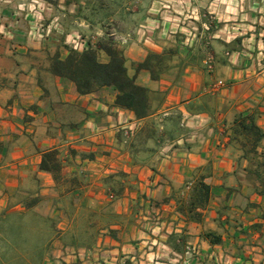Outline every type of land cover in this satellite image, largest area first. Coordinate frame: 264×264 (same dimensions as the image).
Listing matches in <instances>:
<instances>
[{"label": "crops", "instance_id": "0c3cea01", "mask_svg": "<svg viewBox=\"0 0 264 264\" xmlns=\"http://www.w3.org/2000/svg\"><path fill=\"white\" fill-rule=\"evenodd\" d=\"M137 2L109 18L124 23L112 35L128 74L157 96L142 117L113 87L80 94L49 70L72 27L104 21V0H0V215L53 219L43 264H264V195L234 121L264 132V0ZM148 53L165 56L158 79L136 71ZM47 151L57 166L44 170ZM200 180L203 207L189 204Z\"/></svg>", "mask_w": 264, "mask_h": 264}, {"label": "trees", "instance_id": "16d2710c", "mask_svg": "<svg viewBox=\"0 0 264 264\" xmlns=\"http://www.w3.org/2000/svg\"><path fill=\"white\" fill-rule=\"evenodd\" d=\"M65 48L67 54L64 57H60L57 51L51 55L49 70L54 75L72 81L80 94L89 93L102 86H111L117 92L115 103L118 106L131 110L137 117L145 116L152 110V101L157 96L152 98L149 89L136 83L135 76L128 74L123 52L111 35L99 39L94 45L88 42L87 46L81 50L67 46ZM100 52L106 55V60L101 59ZM164 59L163 54L148 53L145 59L136 65V71L146 69L152 79H158L164 72ZM247 116L239 115L234 121L237 122L241 133L245 135L241 141L243 146L242 157L252 159L253 167L245 168V171L256 180L255 192L264 195V151L257 150L258 142L264 137V132L255 125L252 117ZM54 154V151L43 153L40 162L41 169L49 170L51 167L57 166L54 162ZM209 194V185L200 180L192 190L189 204L203 207ZM34 203L35 199H31L28 207L33 206ZM25 213L14 211L1 214L0 234L10 233L14 236L18 234ZM200 214L201 212L197 211L191 217L198 219ZM35 217L40 224L51 222V219L46 216L36 214ZM205 236L212 242L220 241V237L212 232H206ZM47 244L48 240L46 239L35 245L38 264H43Z\"/></svg>", "mask_w": 264, "mask_h": 264}, {"label": "rangeland", "instance_id": "374dc122", "mask_svg": "<svg viewBox=\"0 0 264 264\" xmlns=\"http://www.w3.org/2000/svg\"><path fill=\"white\" fill-rule=\"evenodd\" d=\"M119 1H120L119 6L116 7L115 3H113L112 0H104V3H106V6L104 7V11H103L104 21L102 23H97V25H95L96 27H94V30L91 33H84L83 35L80 31L77 30L80 27L77 26L72 27V30L69 31L66 34V36L62 38L63 41L65 42V46L77 50L83 49L81 48L83 46L81 47L75 46L76 36L86 40V42H88V39H90L92 41V44H94L95 37L97 35L95 32L99 33L100 29L103 32V37H106L108 35H111V37H113L112 33L124 27V23L115 20V18H113V20H110L109 18L110 14L115 12V8L120 7V9L123 10L128 6L133 7V5H136L138 3L137 0H134L133 5L127 4V2H129L130 0H119ZM44 6L45 4L41 1L39 3L34 2V5L30 7L29 11L34 16L32 20L33 27L37 23L38 16L42 18V11L43 9H45ZM86 13H89L87 7H86ZM90 15L93 19L95 17L98 18V15L95 16L92 13H90ZM58 24L59 23L57 20L53 21V23L50 24L49 31L58 29L59 27ZM144 26L146 25L144 23L142 25L141 23V25H139L137 29L127 32L125 36H128L130 39L134 31L136 32L138 30L139 31L145 30ZM122 39L123 38H121V41ZM54 48L55 46L52 45L51 49ZM36 214L38 213H34V212L25 213L21 221L22 225L20 227V231L15 236L11 235L10 233L0 234V264H38V261L36 259L37 256L35 253V245L39 244L42 241H45L46 239L47 240L49 239L50 229L48 226L53 224V219H51V222L49 223L40 224L38 219L35 217Z\"/></svg>", "mask_w": 264, "mask_h": 264}, {"label": "built area", "instance_id": "2783aa9c", "mask_svg": "<svg viewBox=\"0 0 264 264\" xmlns=\"http://www.w3.org/2000/svg\"><path fill=\"white\" fill-rule=\"evenodd\" d=\"M76 45L75 46H78V47H81V48H85L87 46V42L86 40L76 36ZM129 40V37L128 36H124L123 39H122V42L125 43ZM75 48V47H74ZM218 84H221V82H218Z\"/></svg>", "mask_w": 264, "mask_h": 264}]
</instances>
